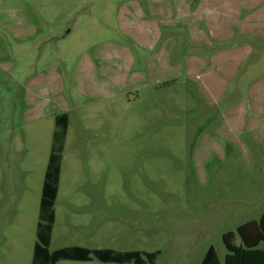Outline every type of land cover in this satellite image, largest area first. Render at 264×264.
<instances>
[{"label":"rangeland","instance_id":"rangeland-1","mask_svg":"<svg viewBox=\"0 0 264 264\" xmlns=\"http://www.w3.org/2000/svg\"><path fill=\"white\" fill-rule=\"evenodd\" d=\"M151 2L0 0V21L21 15L40 27L12 67L1 66L0 264L31 263L57 107L67 109L69 124L50 252L159 251L155 264H201L213 247L224 264L223 235L264 213L259 146L211 142L216 119L249 98L248 87L264 78V49L251 43L254 53L220 102L203 98L197 84L186 86L184 76L170 88L142 86L147 68L158 75L164 65L157 60L163 33L159 43L149 35L142 40L147 21L132 11L135 4L145 8ZM249 6L264 7V0H249ZM127 11L132 25L125 22ZM98 46L106 51V88L81 90L77 64ZM8 48L18 52L15 44ZM193 53L177 46L169 62L179 64ZM50 66L58 69L60 87L34 93L28 81ZM86 149L107 151L85 154Z\"/></svg>","mask_w":264,"mask_h":264},{"label":"crops","instance_id":"crops-1","mask_svg":"<svg viewBox=\"0 0 264 264\" xmlns=\"http://www.w3.org/2000/svg\"><path fill=\"white\" fill-rule=\"evenodd\" d=\"M244 3L240 4L234 0H152L145 8L135 4L132 9L134 16H137L140 22L147 21L142 40L149 35L154 37V43H159L164 35L162 48L157 56V60L164 63L163 69L155 75L152 69L147 68L142 86L155 83L160 89L170 88L182 84L180 78L184 76L185 82L189 83L186 86L191 85L194 88L197 84L203 98L207 100L212 97V102H220L221 92L240 75V68L254 53L251 43L259 42L261 51L264 49V16H261L264 7H251L249 0ZM124 10L123 6L121 13ZM128 12L124 19L127 25H132L134 18L132 19ZM38 23L27 21L21 15L0 21V28L4 33V37L0 35V76L5 72V68L1 69L2 65L11 68L12 59L17 57L16 53L21 55L28 41H36L40 30ZM170 32H173L174 36H167ZM234 42L238 44L234 45ZM11 44L17 46L18 52H10L8 46ZM183 45L188 46L194 53L185 56L179 64H171L169 60L171 61L170 56L175 48ZM37 50L40 54V46H37ZM105 54V49L98 46L94 56L86 53L81 57L76 67V74L80 79L78 88L102 91L106 88ZM12 78L15 80L14 75ZM59 82L58 69L50 66L45 71L38 72L28 81V85L32 89L35 87V93L37 89L47 91L48 86L58 90ZM248 90L252 92L249 98L246 96L245 101L229 105L226 112L216 119L211 142L216 143L218 140L221 145L237 147H244L245 144L257 145L264 166V78L248 87ZM31 92L30 89L29 96ZM42 100L41 104L48 102L46 99L43 102ZM66 110L57 107L55 116L67 114ZM103 151L107 150H82L85 154H101Z\"/></svg>","mask_w":264,"mask_h":264},{"label":"trees","instance_id":"trees-1","mask_svg":"<svg viewBox=\"0 0 264 264\" xmlns=\"http://www.w3.org/2000/svg\"><path fill=\"white\" fill-rule=\"evenodd\" d=\"M52 144L46 165L41 190V199L36 228V242L30 264H57L61 261L114 264H155L160 252H119L110 249H87L69 247L49 251L55 221L54 204L58 194L62 153L67 135L68 115L54 117ZM226 255L224 264H264V214L258 220L237 227L235 233L228 232L222 238ZM201 264H220L213 247L206 252Z\"/></svg>","mask_w":264,"mask_h":264}]
</instances>
